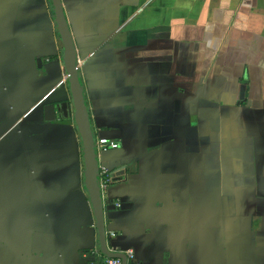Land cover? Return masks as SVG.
I'll return each instance as SVG.
<instances>
[{
  "label": "crops",
  "instance_id": "1",
  "mask_svg": "<svg viewBox=\"0 0 264 264\" xmlns=\"http://www.w3.org/2000/svg\"><path fill=\"white\" fill-rule=\"evenodd\" d=\"M61 3L110 175L108 250L264 264V0ZM54 99L71 98L52 0H0V264L103 261L72 105L26 124Z\"/></svg>",
  "mask_w": 264,
  "mask_h": 264
},
{
  "label": "water",
  "instance_id": "2",
  "mask_svg": "<svg viewBox=\"0 0 264 264\" xmlns=\"http://www.w3.org/2000/svg\"><path fill=\"white\" fill-rule=\"evenodd\" d=\"M52 4L57 31L63 47V63L67 75L71 103L67 100L61 99H54L47 102L44 101L39 105V108L27 118L26 124L30 134H40L47 125L52 124L56 120L71 118L72 112L70 106L72 105L73 121L82 144L84 186L93 210L100 252L107 258H119L122 264H127V257L125 254L110 252L107 248L104 215L105 212L112 211L115 207L114 205H104L103 203V196L99 186V159L89 121L87 106L85 104L83 87L77 68L75 46L64 17L61 0H52ZM41 249V234L37 233L34 235V251L40 253Z\"/></svg>",
  "mask_w": 264,
  "mask_h": 264
},
{
  "label": "built area",
  "instance_id": "3",
  "mask_svg": "<svg viewBox=\"0 0 264 264\" xmlns=\"http://www.w3.org/2000/svg\"><path fill=\"white\" fill-rule=\"evenodd\" d=\"M115 148H117L116 143H106V144L100 145L97 149L98 151L104 152L108 149H115ZM109 182H110V175H109L108 169L99 165V186H100L102 195H103L105 188H107ZM110 236L113 237V234L111 233ZM97 256L103 259L101 264H122L119 258H107L103 256L102 254H98ZM127 256L129 257L131 255L128 253Z\"/></svg>",
  "mask_w": 264,
  "mask_h": 264
},
{
  "label": "flooded vegetation",
  "instance_id": "4",
  "mask_svg": "<svg viewBox=\"0 0 264 264\" xmlns=\"http://www.w3.org/2000/svg\"><path fill=\"white\" fill-rule=\"evenodd\" d=\"M119 206V205H118Z\"/></svg>",
  "mask_w": 264,
  "mask_h": 264
}]
</instances>
